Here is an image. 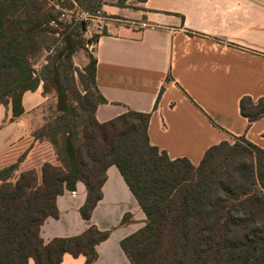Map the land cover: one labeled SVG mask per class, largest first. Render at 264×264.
<instances>
[{"label": "trees", "instance_id": "trees-1", "mask_svg": "<svg viewBox=\"0 0 264 264\" xmlns=\"http://www.w3.org/2000/svg\"><path fill=\"white\" fill-rule=\"evenodd\" d=\"M71 1L90 12L109 4ZM126 1L114 4L139 8ZM54 10L48 0H0V103L11 101L14 116H19L26 91L41 82L44 92L53 89L55 117L34 136L54 147L58 161L44 162L40 172L19 171L22 155L0 169V264H29L30 259L60 264L65 253L84 255L85 264L94 262L96 245L109 230L91 225L79 235L45 242L41 225L47 217L59 216L57 196L75 190L78 181L88 190L81 213L90 219L111 165L118 167L147 217L144 226L121 240L132 264H264V148L245 136L233 137V143L210 146L195 165L150 143V112L129 110L100 122L96 109L106 99L97 86V60L86 49L99 33L86 41V24L73 15L51 65L41 73L33 66L31 57L42 50L46 27L59 32L52 26L63 16ZM83 49L89 62L78 68L73 58ZM75 74L86 86L84 94L74 85ZM77 100L86 114L80 119ZM240 107L250 122L264 117V97L243 96ZM129 220L126 214L123 222Z\"/></svg>", "mask_w": 264, "mask_h": 264}, {"label": "crops", "instance_id": "crops-1", "mask_svg": "<svg viewBox=\"0 0 264 264\" xmlns=\"http://www.w3.org/2000/svg\"><path fill=\"white\" fill-rule=\"evenodd\" d=\"M138 6H102L119 19L106 23L90 50L106 99L96 109L97 119L150 112V143L195 165L210 146L232 137L245 136L264 148V117L250 122L240 107L243 96L264 97V0H146ZM80 60L83 68L88 52ZM51 91L44 92L43 82L26 91L19 116L11 101L0 103V169L22 155L19 171L40 172L44 162H58L54 147L34 136L44 124V105L55 100ZM106 174L90 219L81 213L88 190L78 181L75 190L57 196L59 216L47 217L40 234L49 242L95 225L110 234L96 245L98 257L91 264H132L121 240L147 217L118 167L109 166ZM126 214L130 220L124 223ZM85 261L84 255L65 253L60 264Z\"/></svg>", "mask_w": 264, "mask_h": 264}, {"label": "rangeland", "instance_id": "rangeland-1", "mask_svg": "<svg viewBox=\"0 0 264 264\" xmlns=\"http://www.w3.org/2000/svg\"><path fill=\"white\" fill-rule=\"evenodd\" d=\"M48 1L51 3L52 7L55 8V10L53 12L54 15L62 16L61 12H64V13L66 12L68 15H65V17L63 16L58 21L56 19V23H53L52 28H54L55 30L56 29L59 30V32H57L55 34H52L50 32L51 28L49 30V27H46L48 29V31H45L44 33H42L41 42H42L43 48L36 55L31 57L33 66H34L35 70L37 72H39V73H41V71H42L44 66L51 65V61H53V59L57 55V51L59 50V48L62 47L61 39L63 37V34H61V32L64 31L69 26V24H71L73 22L72 18L74 17L73 16L74 14H72V13L76 12L77 9H75V8L80 9V7H78L79 6L78 4H75L74 7H73V3H72L71 0H48ZM104 1L108 2L109 4H114V3L118 2L119 0H104ZM126 3H128L130 5H138L139 4V3L135 2V0H128V1H126ZM73 9H75V10L73 11ZM101 15L105 18L103 20L104 27L103 28H99L98 27V24H97L98 23V19H96L94 21H90L91 22V26H92V32H90L88 34L87 38H86L85 34H83V36H82L86 41L89 38L91 39L93 34L101 33L104 30V28L106 27V23L109 20L110 21H117V19H119L118 16L107 15L106 12H103V11H102ZM83 33H84V30H83ZM87 44L88 45H87L86 49L90 53V50H92L91 48L93 47L91 44H94V43L90 41V42H87ZM79 51H80L79 52L80 54L78 56H76V58H73V59H75L74 63H75V65L78 68H80L79 65L81 63V60H80L81 56L84 57V55L87 52L85 49L79 50ZM74 77H75L74 85H75L76 89H78L82 94H84L85 93L84 87H86V86L85 85L83 86L82 82L80 81V78H79L78 74H75ZM86 83H87V81H86ZM87 84H88L89 87H91V85L89 83H87ZM51 92L55 93L54 94L55 95L54 96L55 97V102L52 101V100H48V102H46V104L44 105V110H43L44 111V122H43L44 124L43 125L51 123L53 121L54 117H55V113H54L53 109H54L55 103H56V92H54V90L51 91ZM74 96L77 98L76 94ZM80 103H81V101L77 100V102L75 104V106H77L79 108L78 119H80V117L82 115H86L83 112V110H82V107H81L82 103L81 104ZM42 126L38 127L37 129L39 131L40 130L42 131V129H43V128H41ZM234 140L235 139L232 137L231 140H229V142L233 143Z\"/></svg>", "mask_w": 264, "mask_h": 264}, {"label": "built area", "instance_id": "built-area-1", "mask_svg": "<svg viewBox=\"0 0 264 264\" xmlns=\"http://www.w3.org/2000/svg\"><path fill=\"white\" fill-rule=\"evenodd\" d=\"M75 9H77L76 12L72 13V14H74V16H75V18L77 20H83L85 22V24H86V27H85V30H84V34L86 35V38L88 37V34L90 32H92V26H91V22L90 21H94V20L98 19V23H97L98 27L99 28H103L104 27L103 20L105 18L101 15L102 11L90 12V11L84 10V9H78V8H75ZM75 9H73V11ZM65 15H68V14H66V13L62 14V16H64V17H65ZM89 39H87V40H89ZM91 45L93 46V44H91Z\"/></svg>", "mask_w": 264, "mask_h": 264}]
</instances>
